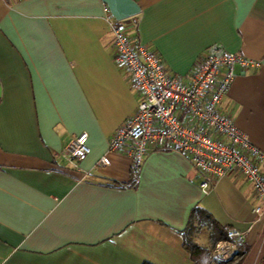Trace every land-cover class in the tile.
<instances>
[{
    "label": "crops",
    "instance_id": "crops-1",
    "mask_svg": "<svg viewBox=\"0 0 264 264\" xmlns=\"http://www.w3.org/2000/svg\"><path fill=\"white\" fill-rule=\"evenodd\" d=\"M135 1L127 33L173 74L188 78L211 44L260 62L235 66L218 108L264 152V0ZM106 17L101 0H0V264H193L183 231L195 207V243L211 246L213 220L245 233L236 262L259 264L264 212L240 173L204 192L180 151L149 147L137 171L108 151L140 93ZM81 132L89 152L70 161L62 150Z\"/></svg>",
    "mask_w": 264,
    "mask_h": 264
},
{
    "label": "built area",
    "instance_id": "built-area-1",
    "mask_svg": "<svg viewBox=\"0 0 264 264\" xmlns=\"http://www.w3.org/2000/svg\"><path fill=\"white\" fill-rule=\"evenodd\" d=\"M106 12L113 35L114 60L128 70L140 93L136 110L109 139L108 151H120L130 157L134 171L143 163L149 147L180 151L200 175L199 185L204 192L213 180L238 172L259 199L254 211L261 216L264 152L218 108L235 78V66L258 67L260 62L230 52L220 44H211L196 58L192 73L185 79L171 73L157 51L127 33L126 19H114L107 6ZM86 141L87 134L79 133L63 148V156L74 162L82 160L89 152ZM109 163L105 154L97 165ZM245 238L243 231L229 229L226 237L214 245L213 257L236 262Z\"/></svg>",
    "mask_w": 264,
    "mask_h": 264
},
{
    "label": "trees",
    "instance_id": "trees-1",
    "mask_svg": "<svg viewBox=\"0 0 264 264\" xmlns=\"http://www.w3.org/2000/svg\"><path fill=\"white\" fill-rule=\"evenodd\" d=\"M202 214H205L202 208L200 207L193 208V210L191 211V216H190L191 221L189 222V226L187 227V229H185V231H183V247L189 253L193 261V264H240V262L233 263V260L223 261L212 257L211 250L213 246L219 240L224 239L226 237L227 231L229 230L226 227L219 226L216 222H213V220L211 223L212 227L210 232V239H211L210 247L200 246L192 240L190 236V232L192 231V229L195 228L193 219L197 217L198 225L202 226V224H204L205 222V218L202 216ZM205 217L210 218L207 215ZM241 253L243 252L241 251ZM142 264H152V263L145 261ZM259 264H264V258L260 260Z\"/></svg>",
    "mask_w": 264,
    "mask_h": 264
},
{
    "label": "water",
    "instance_id": "water-1",
    "mask_svg": "<svg viewBox=\"0 0 264 264\" xmlns=\"http://www.w3.org/2000/svg\"><path fill=\"white\" fill-rule=\"evenodd\" d=\"M108 8L110 15L120 21L136 16L141 8L135 0H101Z\"/></svg>",
    "mask_w": 264,
    "mask_h": 264
},
{
    "label": "rangeland",
    "instance_id": "rangeland-1",
    "mask_svg": "<svg viewBox=\"0 0 264 264\" xmlns=\"http://www.w3.org/2000/svg\"><path fill=\"white\" fill-rule=\"evenodd\" d=\"M208 244V242H206Z\"/></svg>",
    "mask_w": 264,
    "mask_h": 264
}]
</instances>
